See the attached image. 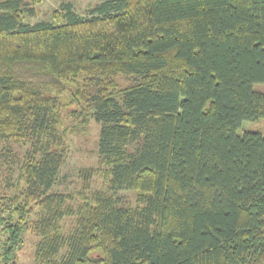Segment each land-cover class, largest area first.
I'll list each match as a JSON object with an SVG mask.
<instances>
[{
    "label": "trees",
    "instance_id": "16d2710c",
    "mask_svg": "<svg viewBox=\"0 0 264 264\" xmlns=\"http://www.w3.org/2000/svg\"><path fill=\"white\" fill-rule=\"evenodd\" d=\"M41 1L0 0V264L28 235L33 264H264V134L238 132L264 119V0L65 3L34 21ZM92 120L99 165L59 190Z\"/></svg>",
    "mask_w": 264,
    "mask_h": 264
},
{
    "label": "rangeland",
    "instance_id": "374dc122",
    "mask_svg": "<svg viewBox=\"0 0 264 264\" xmlns=\"http://www.w3.org/2000/svg\"><path fill=\"white\" fill-rule=\"evenodd\" d=\"M103 0H42L40 3H32L37 10V15L33 20H53L52 12L55 9L62 8L65 3H71L75 11L81 15L88 12V8L100 3ZM63 21H66L64 16ZM121 84L127 85L129 81L122 77ZM257 90L264 91V82L256 83ZM100 124L94 120L90 123L89 128L84 133H76L72 135L71 143L69 144L70 152L69 158L64 165L59 179V190H75L83 185V179L80 174L84 168L97 167L99 165L98 159V139H99ZM246 131H259L264 134V119L257 121H244L239 133L243 134ZM13 155L14 159L13 180L18 174V164L21 161L23 148L14 145ZM4 149V144L0 142V151ZM3 156V155H2ZM7 171L0 170V192L6 188L5 176ZM97 185L102 184L100 177H95ZM95 180V181H96ZM133 197V196H132ZM132 199V198H131ZM36 238L27 236L24 248L19 252L20 264H33Z\"/></svg>",
    "mask_w": 264,
    "mask_h": 264
}]
</instances>
